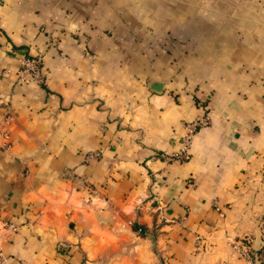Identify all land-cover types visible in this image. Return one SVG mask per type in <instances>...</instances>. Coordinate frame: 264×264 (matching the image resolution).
<instances>
[{"label": "crops", "instance_id": "1", "mask_svg": "<svg viewBox=\"0 0 264 264\" xmlns=\"http://www.w3.org/2000/svg\"><path fill=\"white\" fill-rule=\"evenodd\" d=\"M233 241L264 242V0H0L3 264H248Z\"/></svg>", "mask_w": 264, "mask_h": 264}, {"label": "built area", "instance_id": "2", "mask_svg": "<svg viewBox=\"0 0 264 264\" xmlns=\"http://www.w3.org/2000/svg\"><path fill=\"white\" fill-rule=\"evenodd\" d=\"M41 61L38 55L23 56L20 58V66L16 71V79L19 82H29L33 80L37 83L42 81ZM209 123V117L206 112L197 115L194 118L185 120L182 123L183 132L180 136V147L176 152L164 156L166 160H179L188 156V149L195 131ZM3 136H7L6 130H3ZM93 152H88L87 156H91ZM12 226V224H8ZM233 248L245 259L248 264H256L255 259L259 264H264V242L261 249L255 254L249 253L246 246L241 242H232ZM0 264H3V255L0 249Z\"/></svg>", "mask_w": 264, "mask_h": 264}, {"label": "water", "instance_id": "3", "mask_svg": "<svg viewBox=\"0 0 264 264\" xmlns=\"http://www.w3.org/2000/svg\"><path fill=\"white\" fill-rule=\"evenodd\" d=\"M154 89H158L159 83L158 82H153L151 85Z\"/></svg>", "mask_w": 264, "mask_h": 264}, {"label": "trees", "instance_id": "4", "mask_svg": "<svg viewBox=\"0 0 264 264\" xmlns=\"http://www.w3.org/2000/svg\"><path fill=\"white\" fill-rule=\"evenodd\" d=\"M137 227V226H136Z\"/></svg>", "mask_w": 264, "mask_h": 264}]
</instances>
